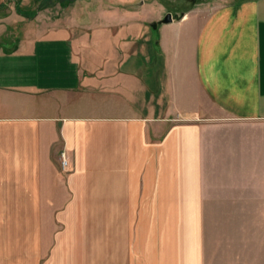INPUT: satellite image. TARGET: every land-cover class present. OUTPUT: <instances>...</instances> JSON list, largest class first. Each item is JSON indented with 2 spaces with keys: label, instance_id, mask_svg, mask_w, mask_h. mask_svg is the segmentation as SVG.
<instances>
[{
  "label": "crops",
  "instance_id": "crops-1",
  "mask_svg": "<svg viewBox=\"0 0 264 264\" xmlns=\"http://www.w3.org/2000/svg\"><path fill=\"white\" fill-rule=\"evenodd\" d=\"M42 1L0 0V264L238 261L247 215L264 236V0Z\"/></svg>",
  "mask_w": 264,
  "mask_h": 264
},
{
  "label": "rangeland",
  "instance_id": "rangeland-1",
  "mask_svg": "<svg viewBox=\"0 0 264 264\" xmlns=\"http://www.w3.org/2000/svg\"><path fill=\"white\" fill-rule=\"evenodd\" d=\"M141 0H133V3L139 4ZM147 1V0H144ZM161 3L166 7V9L173 13H180L184 10L192 9L196 7V4L201 0H160ZM210 4L218 3L220 0H208ZM45 8V7H44ZM168 13V12H167ZM238 220L234 225H244L243 217L244 215H236ZM263 215H247L248 223L246 230L244 228L242 235L245 238L242 239V242L238 240L237 247L231 246L230 254H238L240 258L238 261L229 262H220L219 264H264V236L259 227L261 225ZM244 240L247 243L245 247L243 242ZM218 264V263H217Z\"/></svg>",
  "mask_w": 264,
  "mask_h": 264
},
{
  "label": "trees",
  "instance_id": "trees-1",
  "mask_svg": "<svg viewBox=\"0 0 264 264\" xmlns=\"http://www.w3.org/2000/svg\"><path fill=\"white\" fill-rule=\"evenodd\" d=\"M37 1L39 2V5L37 6V8L35 10L30 11V12H23V14H26L29 17H33L36 14L37 10L39 8H42L43 7V1L42 0H37ZM47 1H45V2H47ZM55 1L56 2L57 1L60 2L62 6H66L67 4H69L70 2H72V0H55ZM16 8H17L18 11L22 12L17 5H16Z\"/></svg>",
  "mask_w": 264,
  "mask_h": 264
},
{
  "label": "built area",
  "instance_id": "built-area-1",
  "mask_svg": "<svg viewBox=\"0 0 264 264\" xmlns=\"http://www.w3.org/2000/svg\"><path fill=\"white\" fill-rule=\"evenodd\" d=\"M60 164H61V167L62 168L66 167V165H67V159H66V156H65V152L64 151H62L60 153Z\"/></svg>",
  "mask_w": 264,
  "mask_h": 264
},
{
  "label": "water",
  "instance_id": "water-1",
  "mask_svg": "<svg viewBox=\"0 0 264 264\" xmlns=\"http://www.w3.org/2000/svg\"><path fill=\"white\" fill-rule=\"evenodd\" d=\"M171 19H172V18H171V13L168 12V13H166V14L164 15L162 21H163V22H169V21H171Z\"/></svg>",
  "mask_w": 264,
  "mask_h": 264
}]
</instances>
